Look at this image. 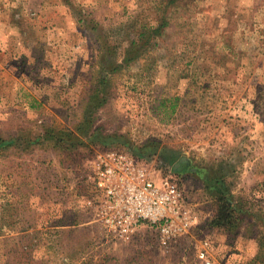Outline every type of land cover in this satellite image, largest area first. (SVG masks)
Here are the masks:
<instances>
[{
  "label": "rangeland",
  "instance_id": "obj_1",
  "mask_svg": "<svg viewBox=\"0 0 264 264\" xmlns=\"http://www.w3.org/2000/svg\"><path fill=\"white\" fill-rule=\"evenodd\" d=\"M169 1L0 0V264H264V0ZM108 152L177 185L170 236L104 225Z\"/></svg>",
  "mask_w": 264,
  "mask_h": 264
},
{
  "label": "built area",
  "instance_id": "obj_2",
  "mask_svg": "<svg viewBox=\"0 0 264 264\" xmlns=\"http://www.w3.org/2000/svg\"><path fill=\"white\" fill-rule=\"evenodd\" d=\"M96 168L102 221L113 234L128 238L148 223L170 236L173 217L182 209L177 185L169 180L157 185L120 152L101 155Z\"/></svg>",
  "mask_w": 264,
  "mask_h": 264
},
{
  "label": "trees",
  "instance_id": "obj_3",
  "mask_svg": "<svg viewBox=\"0 0 264 264\" xmlns=\"http://www.w3.org/2000/svg\"><path fill=\"white\" fill-rule=\"evenodd\" d=\"M178 0H170L169 1V4H167L164 8H165V11H164V13H165V16H162V21H163V23L164 24H166L165 23V21H166V13H167V11H168V7H170V4L171 3H175V2H177ZM163 24V25H164ZM163 25H161L158 29H153L151 32H150V34H148L147 32H142L140 35H141V38L142 39H146V42L147 43H149L150 42V40L152 39V36L154 35V34H160V29H161V27L163 26ZM134 45H139V43H133ZM145 44H141V45H139L141 48H140V50L143 48V46H144ZM138 46V47H139ZM129 59H127L126 61H128ZM220 192L221 193H225V189L223 190V189H220ZM220 200H223V199H220ZM220 214L218 215V219H217V222H215L216 224H219V225H228L229 223H228V220L230 221L231 219H229L230 218V215H231V212H232V210H234V207L232 206V204H231V200H229V201H227V203H224L223 205H221L220 206Z\"/></svg>",
  "mask_w": 264,
  "mask_h": 264
}]
</instances>
